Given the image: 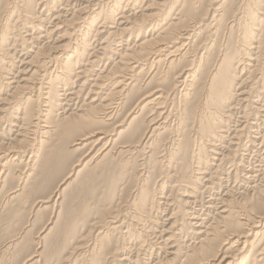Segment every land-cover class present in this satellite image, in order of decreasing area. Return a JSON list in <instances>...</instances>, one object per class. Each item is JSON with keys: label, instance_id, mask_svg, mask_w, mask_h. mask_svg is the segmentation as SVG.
I'll return each instance as SVG.
<instances>
[{"label": "bare ground", "instance_id": "1", "mask_svg": "<svg viewBox=\"0 0 264 264\" xmlns=\"http://www.w3.org/2000/svg\"><path fill=\"white\" fill-rule=\"evenodd\" d=\"M69 143L97 150L49 192ZM0 235V264H264V0H0Z\"/></svg>", "mask_w": 264, "mask_h": 264}, {"label": "rangeland", "instance_id": "2", "mask_svg": "<svg viewBox=\"0 0 264 264\" xmlns=\"http://www.w3.org/2000/svg\"><path fill=\"white\" fill-rule=\"evenodd\" d=\"M40 130H43V128H40ZM61 147V146H60ZM60 147H58L57 148V150L60 148ZM69 147V148H68ZM62 148V147H61ZM89 148V147H88ZM66 150H67V152L68 151H70L67 155H65L66 157L63 159L64 160V162L62 163V166H61V173H63V174H60V175H58V176H60L59 178H57L55 181H54V183L53 184H51L50 185V190H49V192H53L54 191V189L56 188V186L58 185V182H60V180H62V178L64 177V175H66L70 170H71V167H72V165L74 164V163H76V161L79 159V157H82V156H85L86 154H88V155H86V157H84V161H88L89 160V158H91L95 153H96V151L95 150H97L96 148L95 149H92L91 151H88L87 150V148H84V149H82L81 151H73V149L74 148H72L71 147V143H69V144H67V148H65ZM86 149V150H85ZM85 150V151H84ZM89 152V153H87V152ZM56 152H58V151H56ZM54 153V155L56 156H54V159L55 158H57L59 155L57 154V153ZM86 152V153H85ZM57 154V155H56ZM85 154V155H84ZM82 155V156H81ZM66 159V160H65ZM250 161H251V159H250ZM107 163H108V165H107ZM106 163V165H103V166H99V167H102V168H99L98 166H95L96 164H93V163H91V165L89 164V172H88V175H90L89 177H92V174H93V178H92V180H94L95 178V180H96V182H94V184H92L91 183V185H94L95 187H98V188H101V186H103V183H102V180H103V178L106 176V174L107 175H110V174H112L113 172L115 173L116 172V170H115V168H114V165L116 164V162H107ZM110 163V164H109ZM110 165V166H109ZM95 166V167H94ZM106 166V167H105ZM92 167H93V169H92ZM105 167V168H104ZM97 168V170H95ZM104 168V169H103ZM114 168V169H113ZM65 169V170H64ZM70 169V170H69ZM109 169V170H108ZM92 170V171H91ZM94 170V171H93ZM102 170V171H101ZM108 170V171H107ZM98 171H100L101 173V175L99 174V172ZM105 171V172H104ZM92 172V173H91ZM95 172V173H94ZM97 172V173H96ZM84 173H86V172H84ZM83 175V174H82ZM97 175V177H95ZM99 175H100V177H99ZM57 176V177H58ZM103 176V177H102ZM83 177V176H82ZM84 177H86L85 175H84ZM88 178V177H87ZM88 179H90V178H88ZM81 180V179H80ZM82 180H84V178H82ZM97 180H99V181H97ZM39 181V180H38ZM99 182V183H98ZM39 183V182H38ZM84 183H85V181H84ZM89 184V183H88ZM87 184V185H88ZM98 184V185H97ZM78 185V187H80L79 186V183H77L76 184V186ZM90 185V186H91ZM75 185H73L72 187H76ZM71 187V189H72V191H73V188ZM78 187H76V188H74V190H76ZM54 188V189H53ZM71 189H70V191H71ZM44 191H39L38 193H34L30 198H31V200H34V199H36L37 197H42L43 195H44ZM45 206H42L41 208H40V211L39 212H37L36 214H35V212L34 213H32V210L31 211H29V213L30 214H32V215H30L29 213H25L24 215H26V216H24L23 215V221L21 220L20 221V223L16 226V228H20V225H23L24 223H25V225L26 226H29L28 228H27V230H29V229H32L31 231V234L29 235V238L28 239H26V240H31V244H30V248H31V250H30V252L31 251H33V250H37V246H38V244L37 245H34V243L33 242H35V236H36V234H37V232L39 231V230H41L40 228H43V226H46L47 225V220H48V222H50V217H51V209H43ZM28 212V211H27ZM27 214H28V216H27ZM33 214H35V215H33ZM50 219V220H49ZM46 221V222H45ZM28 223V224H27ZM32 223V224H31ZM46 223V224H45ZM41 224H43V225H41ZM34 226V227H33ZM32 227V228H31ZM38 228V229H37ZM26 230V231H27ZM36 230H38V231H36ZM36 232V233H35ZM34 234H35V236H34ZM3 238V240H1ZM26 238V237H25ZM6 239V237H2V235H0V246H2V242H5L4 240ZM25 240V239H24ZM25 240V241H26ZM24 241V242H25ZM22 243L17 247V249H16V252L14 251L13 252V254H11V255H8L7 257H6V263H8V264H18V262L20 261V259H22V256L23 255H25V253H24V251H21V249H22ZM19 247H20V249H19ZM34 247V248H33ZM39 247H40V245H39ZM42 249H40L39 251H41ZM17 253V254H16ZM16 254V255H15ZM12 255H13V257H12ZM19 255V256H18ZM21 255V256H20ZM31 257V256H30ZM16 258H18V259H16ZM11 260V261H10ZM13 260V261H12ZM15 260H17V261H15ZM36 260V259H35ZM35 260H33V261H35ZM33 261H28V262H26L25 264H35V263H33ZM13 262V263H12Z\"/></svg>", "mask_w": 264, "mask_h": 264}]
</instances>
